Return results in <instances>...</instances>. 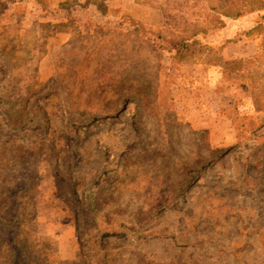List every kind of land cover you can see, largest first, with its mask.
I'll use <instances>...</instances> for the list:
<instances>
[{
    "label": "rangeland",
    "instance_id": "rangeland-1",
    "mask_svg": "<svg viewBox=\"0 0 264 264\" xmlns=\"http://www.w3.org/2000/svg\"><path fill=\"white\" fill-rule=\"evenodd\" d=\"M39 1L0 0V264H264V0Z\"/></svg>",
    "mask_w": 264,
    "mask_h": 264
},
{
    "label": "trees",
    "instance_id": "trees-1",
    "mask_svg": "<svg viewBox=\"0 0 264 264\" xmlns=\"http://www.w3.org/2000/svg\"><path fill=\"white\" fill-rule=\"evenodd\" d=\"M35 1L36 3L38 2V5L43 7V9L47 8V6L41 3V1L39 0H35ZM38 23L39 21L36 23V26H38L39 28L40 24ZM39 33L40 31H38V39L41 40V35H39ZM201 47H202V44H200L199 41L195 38L190 39V40L186 38H182V39H179L173 42L171 45V49L174 50L173 57L176 58L175 60L176 62H182V61L192 58L193 55L195 54L196 49L199 50ZM204 47L207 48V46H204ZM38 52H39L38 49H34V53L38 55ZM40 55L41 56L43 55L42 52L40 53ZM247 62L246 60H226L222 56H216L215 61L212 64L217 65L219 67L230 66L231 68H236L237 66L243 65Z\"/></svg>",
    "mask_w": 264,
    "mask_h": 264
},
{
    "label": "crops",
    "instance_id": "crops-1",
    "mask_svg": "<svg viewBox=\"0 0 264 264\" xmlns=\"http://www.w3.org/2000/svg\"><path fill=\"white\" fill-rule=\"evenodd\" d=\"M34 4H35V3H34ZM35 9H39V13H42V16L39 17V19H38L39 21L41 20V18H42L43 16L47 15L49 12L52 11V10H49L48 6H47L46 9H43V7H41V6L37 5V4H36V7L34 6V10H35ZM38 16H40V14H38Z\"/></svg>",
    "mask_w": 264,
    "mask_h": 264
}]
</instances>
